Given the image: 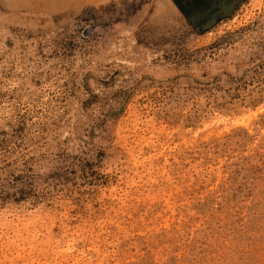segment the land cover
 <instances>
[{
  "label": "rangeland",
  "instance_id": "rangeland-1",
  "mask_svg": "<svg viewBox=\"0 0 264 264\" xmlns=\"http://www.w3.org/2000/svg\"><path fill=\"white\" fill-rule=\"evenodd\" d=\"M0 264H264V0H0Z\"/></svg>",
  "mask_w": 264,
  "mask_h": 264
}]
</instances>
